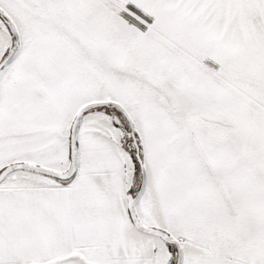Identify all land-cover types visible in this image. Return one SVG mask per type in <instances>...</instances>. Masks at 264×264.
Segmentation results:
<instances>
[{"label":"snow or ice","instance_id":"snow-or-ice-1","mask_svg":"<svg viewBox=\"0 0 264 264\" xmlns=\"http://www.w3.org/2000/svg\"><path fill=\"white\" fill-rule=\"evenodd\" d=\"M0 264H264V0H0Z\"/></svg>","mask_w":264,"mask_h":264}]
</instances>
